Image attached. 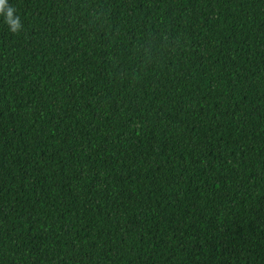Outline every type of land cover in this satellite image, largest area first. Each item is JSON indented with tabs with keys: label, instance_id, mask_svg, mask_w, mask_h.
I'll use <instances>...</instances> for the list:
<instances>
[{
	"label": "trees",
	"instance_id": "obj_1",
	"mask_svg": "<svg viewBox=\"0 0 264 264\" xmlns=\"http://www.w3.org/2000/svg\"><path fill=\"white\" fill-rule=\"evenodd\" d=\"M0 264H264V0H8Z\"/></svg>",
	"mask_w": 264,
	"mask_h": 264
},
{
	"label": "clouds",
	"instance_id": "obj_2",
	"mask_svg": "<svg viewBox=\"0 0 264 264\" xmlns=\"http://www.w3.org/2000/svg\"><path fill=\"white\" fill-rule=\"evenodd\" d=\"M16 8L9 4L8 0H0V16L13 34H19L23 28L20 16L16 14Z\"/></svg>",
	"mask_w": 264,
	"mask_h": 264
}]
</instances>
